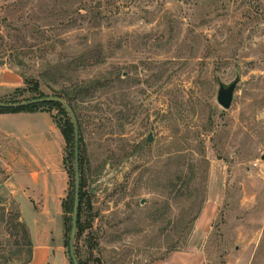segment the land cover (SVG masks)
<instances>
[{
    "label": "rangeland",
    "instance_id": "obj_1",
    "mask_svg": "<svg viewBox=\"0 0 264 264\" xmlns=\"http://www.w3.org/2000/svg\"><path fill=\"white\" fill-rule=\"evenodd\" d=\"M82 56L87 67L74 61ZM43 72L62 75L58 85L102 79L78 109L94 189L82 217L89 227L75 238L87 264H147L190 249L205 264H264V0H0V101L32 96L22 75ZM237 76L225 110L219 84ZM30 119H0V146L38 167L40 153L59 152ZM8 154H0V264H23L32 239L17 212L35 240L49 225L38 205L53 212L74 185L64 167L62 198L18 201ZM207 203L211 229L195 235Z\"/></svg>",
    "mask_w": 264,
    "mask_h": 264
},
{
    "label": "crops",
    "instance_id": "obj_2",
    "mask_svg": "<svg viewBox=\"0 0 264 264\" xmlns=\"http://www.w3.org/2000/svg\"><path fill=\"white\" fill-rule=\"evenodd\" d=\"M16 117H29L31 118L30 120L42 121L44 125L43 128H46V132L41 134L44 135L47 144L57 143L59 154L58 156H53L52 148L46 153H40L41 163H37L38 167H36L35 163L34 165H31L26 162L24 157L19 158L17 153H11L9 146H0V154L3 155L5 152H8V155L12 160L8 163L10 166L9 177L7 180L9 192L17 200L20 197H24V199L27 197L33 201L35 200L33 197L36 195L49 197L54 192V199L58 198L59 200L63 196L62 192L66 189V172L64 171L63 166V139L59 128L54 122L53 117L47 112L0 114V119H13ZM6 134L11 136L15 135L14 132L10 131H7ZM57 160H59L58 165L54 163V161ZM26 164H29V168H25ZM19 167L22 168L19 169ZM35 205H37V202H35ZM60 205L61 201H58V205L56 204L53 212L49 211L50 208L47 202L46 204H43V206L38 205V209L35 208L37 214L44 216L45 221L49 223V225L46 229H43L41 234L39 232L38 238L35 240L29 229L32 239V259L28 264H72L70 258H67L64 253V221L63 209ZM214 217L215 213L212 207H209V203H207L200 217L196 221L194 234L203 235L209 232ZM206 258L207 257L201 250L190 249L184 252L171 253L163 260H156L147 264H205Z\"/></svg>",
    "mask_w": 264,
    "mask_h": 264
},
{
    "label": "trees",
    "instance_id": "obj_3",
    "mask_svg": "<svg viewBox=\"0 0 264 264\" xmlns=\"http://www.w3.org/2000/svg\"><path fill=\"white\" fill-rule=\"evenodd\" d=\"M80 61L79 63L83 67H87L89 64L86 56L75 58L74 61ZM80 70L79 67L72 68L71 71L75 72ZM49 72H43L41 76L28 77L25 73L22 75L24 79V83L27 85V90L31 93L32 96L28 98H22L21 100H8L3 101L7 103H19L49 96H56L63 98L68 105L72 108L77 122L79 126V164H80V175H81V189H80V207H79V218H78V228H77V239L82 236L85 229L89 227V225H85L82 221L83 214L85 210L88 212L93 211V201L91 190L89 188L90 182L88 177V169L90 166V158L88 154L87 144L85 142L84 137V129L83 123L80 114L78 113V109L80 108L79 103L85 102L88 98H90L95 91H97V84L102 83V79L95 78L90 81H77L70 86L67 85H58L61 76H57L56 74L53 77L48 76ZM52 78V79H50ZM53 82H52V81ZM56 86H55V85ZM44 88H48L52 92V94H45L43 91ZM20 89V88H19ZM36 113V112H47L50 113L59 128L64 141H65V150H64V158L63 163L67 173L71 176L73 180V185L75 186V132L73 123L71 118L64 108V106L59 102H43L36 103L29 106L19 107V108H3L0 107V114L4 113ZM73 205H74V190L71 191L65 200L62 202V209L64 213V221L66 227V215L73 214ZM202 208L199 209L198 214L194 216V218L188 220V226L185 234V238L192 232L194 223L198 216L200 215ZM185 218V217H184ZM16 220L18 221V226L24 229L25 234L28 239H30V233L26 226V224L21 219V214L17 212ZM71 220V218L69 219ZM66 230L71 231V226L66 227ZM30 244V240H29ZM66 246L69 247V243H66ZM77 259L79 264H87L79 254V249L76 247L75 249ZM30 257L23 263L28 264L32 259V250L30 252ZM72 262V261H71ZM95 262L99 264L100 260L97 259ZM101 263V262H100ZM73 264V263H72Z\"/></svg>",
    "mask_w": 264,
    "mask_h": 264
},
{
    "label": "water",
    "instance_id": "obj_4",
    "mask_svg": "<svg viewBox=\"0 0 264 264\" xmlns=\"http://www.w3.org/2000/svg\"><path fill=\"white\" fill-rule=\"evenodd\" d=\"M240 81V77L237 76L232 82L220 83L219 89L217 92L216 100L218 104L228 110L231 108L234 98L235 92L238 87V83ZM43 102H59L61 103L66 111L68 112L71 121L73 123L74 132H75V186H74V205H73V214H72V226H71V234L69 240V254L73 264H79V261L76 256L75 252V238L77 235V228H78V218H79V207H80V189H81V175H80V164H79V126L76 119V116L72 110V108L68 105V103L60 97L56 96H49L19 103H7L0 101V107L3 108H19L24 106H29L36 103H43ZM152 135H148V140L152 141ZM94 192V189H91V193ZM144 203V201L142 202Z\"/></svg>",
    "mask_w": 264,
    "mask_h": 264
}]
</instances>
